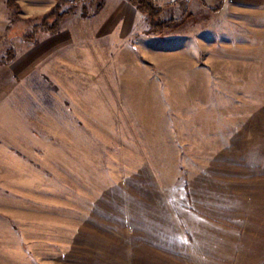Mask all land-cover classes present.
<instances>
[{
    "label": "rangeland",
    "instance_id": "1",
    "mask_svg": "<svg viewBox=\"0 0 264 264\" xmlns=\"http://www.w3.org/2000/svg\"><path fill=\"white\" fill-rule=\"evenodd\" d=\"M225 1L0 0V264H264V23Z\"/></svg>",
    "mask_w": 264,
    "mask_h": 264
},
{
    "label": "trees",
    "instance_id": "2",
    "mask_svg": "<svg viewBox=\"0 0 264 264\" xmlns=\"http://www.w3.org/2000/svg\"><path fill=\"white\" fill-rule=\"evenodd\" d=\"M14 2L15 0H7L8 7L16 10L17 5ZM129 2L145 17L150 30L154 33H161L162 31L168 29L173 23V20L162 21L160 19L161 10L153 5V0H129ZM63 3L67 4L68 2L63 1ZM102 6V4L97 5L92 13L99 12ZM85 13L88 12L85 11ZM68 14V11L60 12L59 6H56L51 12L42 17L41 20L34 26L31 36L26 35L24 38L29 42L34 43V41H36V36L39 33H46L50 35L59 33L62 23ZM8 53H10V50H8ZM9 55L11 56V59L14 57V54Z\"/></svg>",
    "mask_w": 264,
    "mask_h": 264
},
{
    "label": "crops",
    "instance_id": "3",
    "mask_svg": "<svg viewBox=\"0 0 264 264\" xmlns=\"http://www.w3.org/2000/svg\"><path fill=\"white\" fill-rule=\"evenodd\" d=\"M204 1L208 3L207 0ZM213 1L216 2L219 0H210L209 3ZM227 13H230L232 17L230 20L233 24L243 22L248 23V25L244 27L255 28L258 26L257 24H259V22L264 23V0H249L247 5L245 2L242 4L239 0H226L223 15ZM134 14L136 17L141 15L136 8H134Z\"/></svg>",
    "mask_w": 264,
    "mask_h": 264
}]
</instances>
